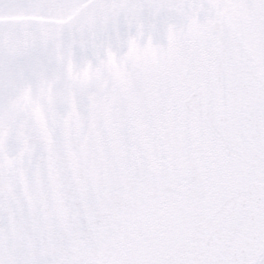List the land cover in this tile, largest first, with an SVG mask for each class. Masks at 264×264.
<instances>
[{
	"label": "snow or ice",
	"instance_id": "6c2138e0",
	"mask_svg": "<svg viewBox=\"0 0 264 264\" xmlns=\"http://www.w3.org/2000/svg\"><path fill=\"white\" fill-rule=\"evenodd\" d=\"M0 264H264V0H0Z\"/></svg>",
	"mask_w": 264,
	"mask_h": 264
}]
</instances>
